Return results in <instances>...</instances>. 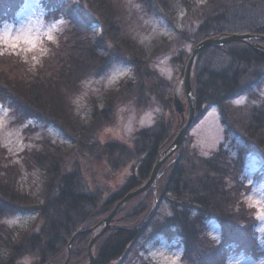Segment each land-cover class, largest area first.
Returning a JSON list of instances; mask_svg holds the SVG:
<instances>
[{"label":"trees","instance_id":"1","mask_svg":"<svg viewBox=\"0 0 264 264\" xmlns=\"http://www.w3.org/2000/svg\"><path fill=\"white\" fill-rule=\"evenodd\" d=\"M79 1L86 11L80 2L75 4L73 0L47 3L53 6L49 12L63 16L67 25L59 31L57 40L49 43L52 51L36 70L30 69L20 56L0 52V101L10 108L14 119L54 123L71 134L77 144L67 150L49 141L40 149L26 150L29 151L26 160L37 165L41 173L42 185L34 201L20 188L19 171L8 163L0 145V217L27 210L36 213L30 227L24 230L0 221V264H26L27 257L35 259L31 264L63 263L72 235L79 228L94 227L97 218L108 214L116 200L147 181L158 155L172 138L175 127L171 119L159 114L151 126L139 128L130 142L106 141L102 148L113 165L117 161L111 158L115 159L117 153L121 161L129 157L131 162L135 158L118 192H110L106 197L100 190L86 191L77 168L66 169L64 160L74 147L94 151L97 133L111 118L117 100L132 97L136 104L146 103L154 94L168 105L163 99L166 81L152 63L157 55L168 50L170 42L165 37H155L150 42L139 40L128 29L122 0ZM21 3L22 0H0V22L12 16ZM137 3L145 14L152 16L169 19V15L181 13L190 33L188 29H178L174 38L189 39L193 45L209 36L233 32L264 34V0H137ZM257 41L264 49V40ZM190 52L172 58L182 76ZM115 58L129 62L133 73L114 90L104 92L100 105L93 101L91 110L80 116L67 95L76 92L83 78L92 72L99 74ZM192 69L195 121L209 107L216 106L227 135L236 133L243 141L232 146L234 150L237 147L235 153L221 144L204 157L188 152L182 145L176 157L161 165L155 183L149 188L148 200L155 202L157 195L160 201L167 200L170 212L163 216L158 231L171 242L177 239L186 263L217 264L225 249L253 242L252 237L245 235L253 218L237 198L242 188L238 173L246 151L256 148L264 156V100L250 105L249 101L235 103V99L246 93L251 95L264 83V55L245 41H231L199 51ZM255 96L259 98V94ZM147 192L130 200H146ZM124 209L121 207L118 213ZM157 212L152 210L145 222L140 220L142 212H135L131 218L125 217L127 224L107 229L94 244L93 264H124L136 239L143 234L145 223ZM210 219L218 220L222 229L218 242L206 235ZM93 234L74 235L68 264H84Z\"/></svg>","mask_w":264,"mask_h":264},{"label":"rangeland","instance_id":"2","mask_svg":"<svg viewBox=\"0 0 264 264\" xmlns=\"http://www.w3.org/2000/svg\"><path fill=\"white\" fill-rule=\"evenodd\" d=\"M48 2L49 0H22V3L15 8L12 16L4 18L0 22V37H3V42L0 43V52L20 56L32 70H36L37 65L43 61V58L49 56V51H52V49H49V43L55 42L59 31L67 25V21L63 16L49 12L50 9H53V6H47ZM73 2L78 4L80 1L73 0ZM79 4L85 10V6L81 2ZM122 5L127 11L128 29H131L139 40L150 42L155 37H165L170 42L168 50L157 55L152 63V67L166 81L163 85V92L165 93L163 94V99L167 101L168 105L154 94L146 103L141 102L139 104H136L132 97H122L113 104L114 111L107 124L105 123L99 129L94 151L91 152L88 149H82V151L80 150L81 148L74 147L70 156H66L64 160L66 169L77 168L80 171L79 181L82 182L85 190H100L103 192L104 197L108 196L110 192H118L119 187L130 171L129 164L133 163V159H135L133 158L129 162L130 158L128 157L121 161V156L117 153L118 159H116L117 156H115V159L111 158L113 162L117 161V164L113 165L105 158V149L102 148L106 141L130 142L139 128L151 126L159 117V114H164L169 120L171 119V123L175 127L171 134V140H173L182 125L181 123L188 116L187 105L184 107L183 113L185 117H183L181 113L179 114L175 110L174 103L169 99L174 94L173 91L179 79L182 78V73L180 74V70H178L176 62L172 58L179 53L187 55L193 45L189 39L184 38V40L178 41L174 38L178 29L185 30L189 28L184 23V16L181 13H176V15H169V19H167L166 17L145 14L139 7L137 0H122ZM187 32L190 33L189 29ZM9 37L12 39L9 40ZM131 71L132 67L129 62L121 59L116 60L115 58L99 74L92 72V74L83 78L76 92L67 95L70 97V103H73V107H75L78 114L84 117L91 110L90 107L93 101L100 105V98L104 92L118 87L120 82L125 81L133 73ZM180 91L181 101L185 102L184 91L182 89ZM256 94H259V100L255 96ZM261 98L264 100V83L257 87L251 95L246 93L236 98L235 103L244 104L249 101L250 105H252L260 101ZM193 123L182 142L183 147L188 152H197L198 155L203 157L209 156L222 144L223 147L231 148L235 153L237 147L234 150L232 146H238L243 141L236 133L227 135L221 122L220 111L216 106L209 107L202 117L199 120H194ZM71 136V134L69 136L54 123L40 122L32 118L18 122L14 119L10 108L0 101V145L5 149L8 163H13V166L19 171L20 188L25 189L32 196L33 201L38 196L37 194L42 185L41 173H39L38 167H35L37 165L26 160L28 159L27 155H29V151L26 150H31V148L40 149L44 144H49V141H53L55 144L59 143L64 149L68 150L73 145L77 146L75 139ZM171 140L167 145L171 143ZM175 152L171 153L170 157L165 161L174 156L176 157L178 152ZM241 164L243 165L238 177L241 180L242 188L237 198L240 200L242 207L250 210L248 213L253 218L250 221V225L246 227L247 234H245L246 238L252 237L253 242L249 246L225 249L224 257L219 258L217 264H264L263 153L256 148L246 151L243 154ZM149 188L145 189V191L147 192ZM150 193L149 190L145 194L147 195L146 200L144 198L141 200L139 198L130 200L139 194L131 197L130 201L127 200L126 203L120 206V208L125 207V209L118 213L119 209L116 212V215L119 214V216L110 223L118 226L127 224L124 220L125 217L129 216L128 218H131L135 212H142L141 215L143 214L144 216L140 220L145 222L151 215L152 210L158 211L153 218L145 223L143 234L136 239L135 245L128 252L124 264H174L175 255L178 252H182V247L179 246L177 239L171 242L158 231V226L163 220V216L170 212L167 200L163 198L160 201L159 195L156 194L155 202L153 200L149 202L148 194ZM118 200H116V203ZM35 214L31 210L15 212L12 215L0 217V221L8 224V226L19 227L24 230L30 227V224L36 218ZM107 215L104 214L97 218L96 227L91 225L85 228L86 230L91 228L86 233H97L102 226L99 221ZM205 230L207 231L206 235L216 242L222 238V229L218 220H208ZM254 244L256 248L251 247ZM94 248L95 246L93 245L92 253H94ZM70 252L71 245L68 247V256L66 258L69 257ZM181 259L183 264H189L184 261L183 257ZM25 260L26 264H31L35 259L27 257ZM89 261L90 257L85 260L84 264H88Z\"/></svg>","mask_w":264,"mask_h":264},{"label":"water","instance_id":"3","mask_svg":"<svg viewBox=\"0 0 264 264\" xmlns=\"http://www.w3.org/2000/svg\"><path fill=\"white\" fill-rule=\"evenodd\" d=\"M257 40L263 41L264 40V34H256V33H247V32H241V33H230L226 35H220V37H215V36H209L208 38L202 39L198 41L195 45H193L191 48V52L188 56V60L184 66V72L183 76L181 79H179L178 84L176 85L174 89V94L169 97V99L174 103L175 110L183 117L184 113V107L187 105L188 107V116L185 118V120L181 123V127L176 133L175 138L171 141V143L163 149L160 154L158 155V159L155 161L154 165L152 166L151 173L149 177L147 178L148 180L140 185V187H136L133 190H130L129 192L125 193L123 196L119 198L115 206L109 210V213L106 217L101 219L99 222L102 224V226L99 228L98 232L93 234L94 236L90 239L88 243V257H90V261L88 264H93L95 257L94 254L92 253L93 245L96 242V240L100 237V234H102L104 231L107 229H110V227L113 226V224H110L113 218L116 216V212L120 209V206L123 205L124 203L127 202L131 197L141 194V192L145 191V189L149 188L152 184L155 183L156 181V176L161 169V165L165 162V160L170 157L171 153L177 151L181 146L182 142L185 139L186 133L188 130L192 127L194 124V105L192 102L194 92L192 91V80H191V74H192V67L193 64L196 60L197 55L199 54V51H201L204 48H207L209 46H215V45H225L228 43H231V41H245L249 45L255 48L256 51H260L262 55H264V49L261 48V45L258 43ZM184 91L185 94V102L181 101L180 97V90ZM96 227V226H94ZM118 227V226H116ZM91 229V228H90ZM89 230L86 229H81L79 228L71 237V239L68 242L67 247L70 246L71 241L74 238V235H78V233H83V232H89ZM68 258L63 262V263H58V264H67ZM43 264H55L51 261H47L46 263Z\"/></svg>","mask_w":264,"mask_h":264},{"label":"clouds","instance_id":"4","mask_svg":"<svg viewBox=\"0 0 264 264\" xmlns=\"http://www.w3.org/2000/svg\"><path fill=\"white\" fill-rule=\"evenodd\" d=\"M12 38L9 37V40H11ZM3 42V37H0V43ZM182 255L183 253L182 252H178L175 257H174V264H183V261H182Z\"/></svg>","mask_w":264,"mask_h":264}]
</instances>
